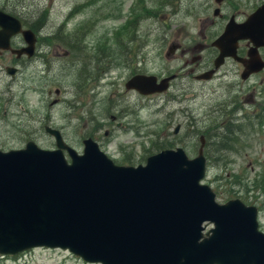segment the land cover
Instances as JSON below:
<instances>
[{"label":"water","instance_id":"obj_1","mask_svg":"<svg viewBox=\"0 0 264 264\" xmlns=\"http://www.w3.org/2000/svg\"><path fill=\"white\" fill-rule=\"evenodd\" d=\"M17 33L28 43L18 52L32 54L35 34L0 11V49H9ZM242 39L255 45L247 78L264 66L256 52L264 46V4L245 23L230 20L213 44L221 51L217 67L225 57L241 60ZM172 78L158 82L138 75L128 86L143 95L162 93ZM50 133L57 138L56 151L32 141L25 149L0 150V253L49 247L100 264H264L256 208L239 200L219 205L201 183L207 169L203 139L194 159L177 148L149 157L145 166L121 167L90 140L79 156L58 132ZM63 149L69 150L71 164ZM206 221L215 225L207 237Z\"/></svg>","mask_w":264,"mask_h":264},{"label":"rangeland","instance_id":"obj_2","mask_svg":"<svg viewBox=\"0 0 264 264\" xmlns=\"http://www.w3.org/2000/svg\"><path fill=\"white\" fill-rule=\"evenodd\" d=\"M81 1L89 2L83 10L75 0H0V6L9 5L7 11L14 14L23 12L32 21L42 11H48V23L58 29L66 22L68 30L90 22L91 29L96 27L89 38L95 48L105 47L107 40H115L121 34L126 36L130 31L121 27L133 22L138 15L141 18L142 36L150 32L148 37L144 36L145 54L150 55L148 72L164 77L180 74L181 77L173 82L172 89L166 94L153 98L132 94L127 95L125 103L121 100L113 101L116 98L113 92L118 93L116 85L121 83L120 76L123 72L118 70L116 63L111 79L103 80L93 95L88 94L87 109L82 110L81 114L85 115L86 120L66 119V111L60 110L59 115L56 111L51 117L53 125L60 128L66 141L79 150L82 148V138L91 135L94 129L104 124L105 129L98 134V138H103L106 130L114 133L112 138L102 139L104 143L110 144L114 156L116 152L122 153L117 156L121 159L130 154L136 161L143 162L147 156L170 145L184 147L191 157H195L202 132H209L211 136L208 137H215L219 134L216 130L219 123L230 120L236 130L242 128L244 132L250 133L241 136L242 150L238 148L235 153L220 152L217 163L209 161L205 183L217 192L220 202L250 191L249 201L259 207L260 221L264 229V73L251 80L242 81L239 75L233 74L239 66L229 62L212 81H197L188 71L194 68L196 74H200L202 70L196 69L191 63L185 66L187 60L191 62L192 55H183L182 51H178L175 56H167L174 43L181 44L184 49L199 43L207 44L208 48L201 53H195L206 58L205 62L216 56L211 43L221 33L224 21L214 16L212 9L209 10V5L215 7V0H174L171 7H166L164 0H148L146 8L139 7L140 0ZM223 3L225 15L232 13L233 9L228 12L230 0H224ZM149 14L156 15V18L148 19ZM91 18L98 23H93L89 20ZM208 18L215 23L211 24ZM111 43L112 41L108 48L113 46L117 49ZM74 57L72 55L68 58L63 53L56 57L61 74L55 68L54 72H50L51 79L45 75L47 71L40 63L33 62L15 80L5 71L6 62L0 59L1 150L22 149L29 140H35L44 148L55 146V140L44 131L40 118L47 114L44 100L55 96L48 92L54 78L57 81L55 85L59 87L61 84L65 87V97L68 100L77 95L80 88V81L77 79H80V73L76 71L71 77L70 69L65 68ZM74 79L76 83L72 87ZM54 89L55 87L53 92ZM241 105L244 109H241ZM235 106L240 111L235 112ZM184 112L185 115H182ZM113 113L122 117L112 122L110 116ZM243 114L242 122L237 124L238 118ZM248 119H253V126L246 123ZM119 122L123 124V128L116 127ZM178 124L182 125L180 132L174 135ZM218 139L221 141L220 137ZM235 180L239 183H233ZM254 193L257 194L255 198L252 197ZM0 264L93 263H86L60 249H36L16 257H6L0 260Z\"/></svg>","mask_w":264,"mask_h":264},{"label":"flooded vegetation","instance_id":"obj_3","mask_svg":"<svg viewBox=\"0 0 264 264\" xmlns=\"http://www.w3.org/2000/svg\"><path fill=\"white\" fill-rule=\"evenodd\" d=\"M75 1L77 2L79 7H83L84 5L87 4V2L82 3L81 0H75ZM223 2L224 0H221L220 2H217L215 0V7L214 5H209V10L212 9L214 16L220 18L225 22V23L223 22V27L221 28L222 31L221 33H219L218 36H220L224 32L230 20L234 18V20L238 24L246 22L249 19V17L259 7H261L264 4V0H230V6L228 12H230L231 9H233V11L232 13L225 15L223 9V5H224ZM8 6L9 5L0 6V9L6 10ZM169 6H171V3H168L166 7ZM42 12L43 13L38 17L39 20L38 32H34L36 34V48L34 52L31 55L20 54L18 52V50L26 46L25 40L23 39L22 35H20L11 40L9 49H6V51L0 49V59L6 62L5 71L14 80L18 77L17 75H19L20 73H24V70L28 68L27 66L29 64L32 65L33 62H35L36 64L40 63L42 65V68H44L47 71V74L45 75H47L48 78L51 79L52 76L50 72H54L55 68L58 69L59 74H61L60 64L59 61L56 62V57L60 56L61 53H63L68 58L71 57L72 55L75 56L74 58L70 59V61L65 65V68L70 69L69 75L71 77L74 75L76 71L80 73L79 76L80 79H77L80 81L79 82L80 88L77 90V95L73 96L71 99L68 100L65 97V94L67 93L65 91V87L61 84H59V87L55 85L57 82L55 81V78L51 81L52 87L48 89V92L50 95L55 94V96L50 97L47 100H44V104H43L44 110H47V114L43 115L40 118L41 125L44 128L45 132H50L49 129H52L56 132H61L62 135L64 136L63 131L60 128L54 126L51 119V117L55 114L56 111L59 115L60 110H65L66 113L64 115V118L66 119H83V118L85 119V115L82 116L81 114H82V110L87 109L88 94L92 93L93 95V92L96 91V89H98V87L101 85L103 80L111 79V77L114 75L113 69L116 63L118 65V70H121L123 72L120 76L121 83L116 85V89L118 93L113 92V95H116V98L113 101L121 100L123 103H125L127 95H132V94L138 95L139 97L142 98H153L156 96V95L144 96L141 95L138 91L128 87V82L137 75L144 74V75L157 76V74L148 72L147 69V64L149 62L148 56L150 55L148 53L145 54L146 43L144 42V36L148 37L150 35V32H147L145 33V35L142 36L140 30L141 18L139 16H136L134 18V21L126 26L128 29L129 28L132 29L133 32L130 30V32L127 33L126 36L121 34L115 40H107L105 47L98 46L95 48L93 42L89 40V38H91L92 35L90 23H85V24L83 23L80 26L79 25L75 26L70 31L68 29L63 28L62 26L58 29L55 27V25L50 26L48 20L44 21L46 12L44 11ZM148 19H152V18H148ZM208 21L211 24L215 23V21H212L209 18ZM63 29H65L66 31H63ZM121 29H125V24L121 27ZM214 40L212 41V43L214 42ZM110 41H112L111 45L117 46V49H114L113 46L112 48H108ZM212 43H211V47H212ZM208 47L209 46H207V44L199 43L184 49L182 48L181 44L174 43L169 49L167 56L168 57L175 56V54L178 51H182L183 55L185 54L192 55L191 62L187 60L185 66L191 63L195 65L196 69L199 68L202 70V73L200 74H196V70L194 68H191L188 71L189 74L192 75L194 79H197L198 76H201L203 74L214 72L211 77L212 78L211 80H213L215 79V77L221 74L220 73L221 69L226 67L229 62L239 66L236 72L233 74L239 75L242 81L251 80L252 78L264 73L263 70L259 73H255L251 75L247 80L243 79V73L246 70L245 67V65L247 64L246 61L249 60V53L255 48L254 43L251 42L250 40H242L238 42L237 55L241 59L246 61L238 62L232 58H226L223 60L222 66L218 69H216V60L220 52L217 48L212 47L216 51V56L210 58V61L208 62H205L206 58L204 59V57H202L201 54L195 55V53L197 52L201 53ZM256 52L258 53V55H260L261 59L264 61V47L258 48ZM141 56H143V59H141ZM172 75L174 74L168 76H172ZM180 76H181L180 74H176V78H175L176 80L174 79L171 82V87L174 85L173 82H176L180 78ZM157 77L159 79L164 78V76L162 75ZM75 83H76V79H74L72 83V87L75 86ZM114 85L115 84H113V86ZM54 87L55 89L53 92L52 89ZM122 87H124L125 89L122 90ZM235 103L236 102H234V104ZM234 109L235 112L239 110L237 106H235ZM241 109H244L243 105H241ZM182 115H185V112L182 113ZM120 117H118V115H115V113L111 114L110 116L112 122L116 121L117 118ZM223 121L219 123V125L216 124V127L218 125L216 129L218 133L222 132L221 126H224L225 124L223 123ZM84 126L85 127L87 126V122H85ZM181 126L182 125L180 124L177 125L174 131V135L179 134ZM116 127L123 128V124L119 122L116 124ZM104 129H105V125L100 124L96 129H94L91 132V135L87 137L84 136L82 138V148H80L79 150L74 146L70 145L66 141V139L64 140L69 146L75 148L80 154L84 152L85 142L90 139L96 142L107 155H109L116 163L120 165L128 166V165H134L136 163L138 164L141 163L140 161L139 162L136 161L135 158H133L130 154L125 155V157L121 159H118L117 156L122 153L116 152L117 154L114 156V154L111 152L110 144L104 143V141H102L103 138L105 139L112 138L114 136V133L109 130H106L104 133V137L101 139L98 138V134H100ZM219 137L221 138L220 134H218L215 139L216 148H215L214 157L216 158L218 157V153L221 151L217 149V147L221 145V141H219L218 139ZM56 148L57 145L55 140V146L53 148H46V149L55 150ZM64 154L66 155L68 161L71 162V159L69 157L70 154L69 150H65ZM256 195L257 194L254 193L252 197L255 198ZM250 197H251L250 191H247V194L245 195L238 194L229 199H240L247 206H257L254 203H250L249 201ZM210 228L211 227H208L207 229L209 230ZM260 229L264 232L263 228Z\"/></svg>","mask_w":264,"mask_h":264},{"label":"trees","instance_id":"obj_4","mask_svg":"<svg viewBox=\"0 0 264 264\" xmlns=\"http://www.w3.org/2000/svg\"><path fill=\"white\" fill-rule=\"evenodd\" d=\"M174 0H164L165 4L167 3H173ZM20 16L24 19H28L26 20V25H28L31 29H33L35 32H38V26H39V20H38V17L34 19V21L32 20H29L30 18H27L28 16L25 14L23 15V12L20 13ZM156 16V15H155ZM48 11L45 13V20H47L48 18ZM67 23H64L63 24V28L66 29L67 27ZM65 29H63V31H66ZM235 131L237 132H234V130L232 129L231 126H226V130L225 132H222V142L221 145L219 147H217V149L221 150L220 152L221 153H224L226 151H228L229 153L231 152H236L235 150H237L239 148V143H240V140H239V137L236 138V136L238 135V132L239 130H236ZM205 135L206 136H209V132H205ZM211 136V135H210ZM209 156L210 158L212 159V157L215 156V141L214 142H211L209 143ZM219 152V153H220Z\"/></svg>","mask_w":264,"mask_h":264},{"label":"bare ground","instance_id":"obj_5","mask_svg":"<svg viewBox=\"0 0 264 264\" xmlns=\"http://www.w3.org/2000/svg\"><path fill=\"white\" fill-rule=\"evenodd\" d=\"M18 36H20V34L19 33H17V34H14L11 38H10V41L13 39V38H15V37H18Z\"/></svg>","mask_w":264,"mask_h":264}]
</instances>
